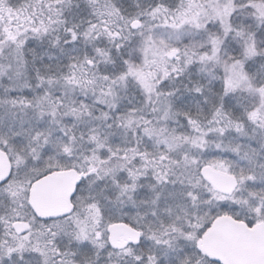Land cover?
<instances>
[{
    "label": "snow or ice",
    "instance_id": "6c2138e0",
    "mask_svg": "<svg viewBox=\"0 0 264 264\" xmlns=\"http://www.w3.org/2000/svg\"><path fill=\"white\" fill-rule=\"evenodd\" d=\"M0 264H264V0H0Z\"/></svg>",
    "mask_w": 264,
    "mask_h": 264
}]
</instances>
